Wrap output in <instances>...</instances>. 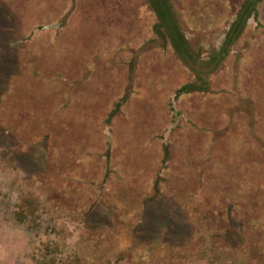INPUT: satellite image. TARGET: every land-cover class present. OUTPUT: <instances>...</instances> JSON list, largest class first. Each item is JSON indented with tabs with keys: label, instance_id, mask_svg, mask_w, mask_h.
<instances>
[{
	"label": "rangeland",
	"instance_id": "374dc122",
	"mask_svg": "<svg viewBox=\"0 0 264 264\" xmlns=\"http://www.w3.org/2000/svg\"><path fill=\"white\" fill-rule=\"evenodd\" d=\"M170 1L0 0V264H264V2L179 95L245 0Z\"/></svg>",
	"mask_w": 264,
	"mask_h": 264
},
{
	"label": "trees",
	"instance_id": "16d2710c",
	"mask_svg": "<svg viewBox=\"0 0 264 264\" xmlns=\"http://www.w3.org/2000/svg\"><path fill=\"white\" fill-rule=\"evenodd\" d=\"M158 2L165 4L170 12L175 15L172 2L170 0H158ZM264 0H245L239 8L236 17L231 25L229 31L224 37L221 46L209 53L206 60H202L200 54L191 50L188 39L184 36V33H180L179 40L172 41V47L182 60V62L190 70L195 72V77L198 80V84L183 87L179 95L190 94L192 92H208V79L214 73H216L229 55L232 53L234 46L237 41L244 34L248 22L254 20L256 23L261 25L260 18V7ZM157 13L160 19H163L164 13L157 9ZM171 14V15H172ZM189 52L188 55H184V52Z\"/></svg>",
	"mask_w": 264,
	"mask_h": 264
},
{
	"label": "clouds",
	"instance_id": "9594fccd",
	"mask_svg": "<svg viewBox=\"0 0 264 264\" xmlns=\"http://www.w3.org/2000/svg\"><path fill=\"white\" fill-rule=\"evenodd\" d=\"M5 250H6V251L9 250V245H8V244L5 245Z\"/></svg>",
	"mask_w": 264,
	"mask_h": 264
}]
</instances>
